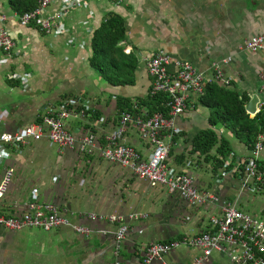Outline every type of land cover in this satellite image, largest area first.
Instances as JSON below:
<instances>
[{
    "label": "crops",
    "instance_id": "crops-1",
    "mask_svg": "<svg viewBox=\"0 0 264 264\" xmlns=\"http://www.w3.org/2000/svg\"><path fill=\"white\" fill-rule=\"evenodd\" d=\"M59 10L60 0H52L46 14ZM0 14L6 18L0 27L15 42L9 53L0 48V110L8 113L0 122V133L35 121L48 106L65 99L86 102L98 113L96 119L65 120L76 139L90 130L89 125L96 141L91 154L76 148L59 150L45 136L10 146L6 166L14 172L0 197V213L19 216L35 196L37 203L55 204L72 222L87 226L89 233L67 226L50 230L0 226V264H113L119 224L92 219L87 216L91 212L124 217L133 212L148 214L127 221L129 229L119 248L123 264H140L148 243L209 232L210 215L226 203L264 217V194L250 190L240 167L252 156V148L225 124L212 125L210 108L198 104L195 95L178 119L167 162L191 176L200 190L214 193L215 200L192 206L164 186H150L129 169L105 160L98 151L106 133L117 126L119 99L135 104L148 97L152 78L146 60L155 52L189 61L206 76L212 75V64L217 62L231 78V88L249 99L253 94L261 98L264 53L244 49L243 43L264 34V0H89L60 20L63 31L56 35L42 32L33 23L22 24L9 0H0ZM112 14L124 19L125 34L119 45L135 61L130 84H110L89 63L94 33ZM22 76L26 87L18 79ZM206 129L228 143L230 154L223 169L215 165L217 145L207 153L194 149L195 137ZM124 139L143 157L151 151L133 126ZM258 157L264 164V148ZM4 172L0 165V180ZM231 250L214 251L204 264H236L228 256ZM198 254V249L180 245L149 264H190Z\"/></svg>",
    "mask_w": 264,
    "mask_h": 264
},
{
    "label": "built area",
    "instance_id": "built-area-1",
    "mask_svg": "<svg viewBox=\"0 0 264 264\" xmlns=\"http://www.w3.org/2000/svg\"><path fill=\"white\" fill-rule=\"evenodd\" d=\"M51 2L52 0H37L35 8L19 15L21 23L36 24L42 32L56 35L63 31L60 20L70 10L86 6L89 0H60V10L48 15L46 8ZM5 19V16L0 14V22H4ZM14 46L15 42L7 29L0 27V48L9 53ZM243 48L264 53V34L245 40ZM146 68L152 78L148 96L163 95L165 111L148 114L145 107L140 113L122 111L117 126L106 133L102 145L98 147L99 154L105 160L117 163L129 169L135 176L147 180L150 186H164L169 193L178 194L192 206H201L207 201L215 200L214 193L200 190L191 176L177 171L168 164L167 159L173 137L179 130L178 119L185 112L191 95L198 98L206 84L212 81L229 86L231 78L224 75L217 62L212 64V75L206 76L189 61L173 59L170 54L164 52L153 53L146 60ZM12 77L14 76H9ZM259 77L262 97L256 103V113L264 106V67ZM18 79L26 87L25 77ZM88 108L86 102L65 99L58 104L48 106L35 121L14 131L0 133V165L5 168L0 180V197L5 194L14 172L13 168L6 166V161L10 157V146H18L28 140H38L45 136L59 150L76 148L81 154H91L96 149L95 137L90 130L76 139L65 125V120L69 117L85 118L84 114ZM7 114V110H0V122ZM130 126L135 127L139 136L151 145L147 157H143L138 150L125 142L124 136ZM263 148L264 133L257 136L252 148V156L244 160L245 180L249 181L248 187L259 194H264V164L258 160L259 152ZM220 181V177L216 178V182ZM87 216L119 224L115 233L113 264H123L119 256V248L129 229L127 221L146 218L148 214L133 212L124 217L91 212L87 213ZM209 225L211 228L209 232L148 243L144 247L140 264L162 260L180 245L199 250V254L190 264H204L214 251H221L227 247L232 249L228 256L236 264H264V217L260 214L243 211L229 202L221 207L219 213L210 215ZM0 226L11 230L27 227L50 230L67 226L80 234H88L90 230L87 226L72 222L55 204L37 203L35 196H32L27 211L19 216L0 213Z\"/></svg>",
    "mask_w": 264,
    "mask_h": 264
},
{
    "label": "trees",
    "instance_id": "trees-1",
    "mask_svg": "<svg viewBox=\"0 0 264 264\" xmlns=\"http://www.w3.org/2000/svg\"><path fill=\"white\" fill-rule=\"evenodd\" d=\"M13 10L18 14L36 7L37 0H9ZM125 34L124 19L116 14L109 15L94 33L92 38V55L89 63L100 76L112 85H125L132 82L133 70L135 67L134 58L124 52L119 42ZM249 96L235 91L229 86L219 82H209L203 92L198 96L197 102L211 110L210 123L212 125L221 123L228 126L235 136L244 142L248 147L253 148L256 138L264 133V106L253 116L245 110V104ZM165 98L163 95L147 97L138 100L135 104L130 100L119 99L118 108L140 113L145 107L147 113L155 111H165ZM88 120L96 119L98 113L92 108L84 114ZM90 129L86 125V129ZM217 145V155H215V165L225 168V162L230 154L228 143L225 139H219L212 129L202 130L194 139V149L207 153ZM241 170L244 171L245 162L241 161Z\"/></svg>",
    "mask_w": 264,
    "mask_h": 264
},
{
    "label": "water",
    "instance_id": "water-1",
    "mask_svg": "<svg viewBox=\"0 0 264 264\" xmlns=\"http://www.w3.org/2000/svg\"><path fill=\"white\" fill-rule=\"evenodd\" d=\"M259 97L257 94H253L251 98L248 100V102L245 104V110L250 115L256 114V103L258 101Z\"/></svg>",
    "mask_w": 264,
    "mask_h": 264
}]
</instances>
